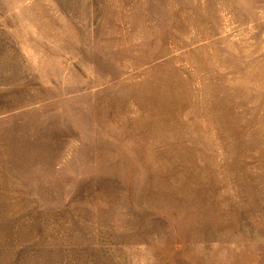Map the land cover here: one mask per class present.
Listing matches in <instances>:
<instances>
[{"label": "rangeland", "instance_id": "rangeland-1", "mask_svg": "<svg viewBox=\"0 0 264 264\" xmlns=\"http://www.w3.org/2000/svg\"><path fill=\"white\" fill-rule=\"evenodd\" d=\"M0 264H264V0H0Z\"/></svg>", "mask_w": 264, "mask_h": 264}]
</instances>
